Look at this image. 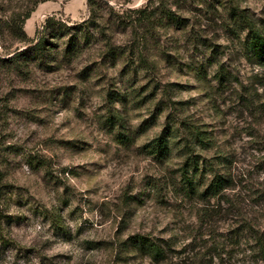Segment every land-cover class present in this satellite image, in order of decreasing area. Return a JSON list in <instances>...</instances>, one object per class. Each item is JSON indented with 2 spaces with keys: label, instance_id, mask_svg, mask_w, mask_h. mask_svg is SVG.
I'll return each instance as SVG.
<instances>
[{
  "label": "rangeland",
  "instance_id": "1",
  "mask_svg": "<svg viewBox=\"0 0 264 264\" xmlns=\"http://www.w3.org/2000/svg\"><path fill=\"white\" fill-rule=\"evenodd\" d=\"M95 1L89 41L64 54L71 33L46 37L43 64L47 18L84 23L88 0L39 3L32 41L8 30L29 0H0V264H264L236 231L264 226V200L229 190L219 209L178 185L192 123L210 138L195 157L264 187V61L230 9L264 35V0ZM168 123L176 137L158 157L146 145Z\"/></svg>",
  "mask_w": 264,
  "mask_h": 264
},
{
  "label": "trees",
  "instance_id": "2",
  "mask_svg": "<svg viewBox=\"0 0 264 264\" xmlns=\"http://www.w3.org/2000/svg\"><path fill=\"white\" fill-rule=\"evenodd\" d=\"M46 1L49 0H29V5L24 12L12 15V22L9 24L8 30L21 41H32L24 30V24L32 15L37 5ZM88 6L91 12H93L92 17L78 25L68 26L60 19H57L56 15L47 18L43 27L44 35L39 38V41L34 45L35 47H33V53L35 57L40 60V63L45 64L47 58L46 53L48 48L45 44L49 42H45L47 41L45 39L46 37L58 39L71 33L64 47V54H72L78 49L80 50L83 44L89 41L92 34L89 29L91 26H99L98 10H100L102 6L95 0H88ZM230 9H232V14L238 17V22L242 23L248 29L249 39L245 41V49H250L260 61H264V35L261 31L256 29L254 25L248 22L247 16L242 13L240 9L232 4L230 5ZM165 16L175 24H180L184 20L180 16H176V13L172 10L168 11ZM145 18L147 19L148 17L145 16ZM50 43V45L53 44V42ZM224 78L225 76L223 75L219 77L221 83ZM185 125L187 136L186 139L181 142L184 143L183 147L186 149L185 153H187V150L189 153L185 163L180 168V182L178 185L181 191L187 195H199V197H202L203 200L207 202L215 200V204L219 209H222V204L226 203V201L230 203L233 201V198L227 196L229 190H235L234 195L236 199H238L241 194L246 193L247 195L257 198V204L260 203V200H264L263 182L250 181L248 177L244 176L243 172L232 173L231 169L228 171H226V169L218 170L215 168V159H210L209 161L204 158L195 157L196 154L192 152L193 148L198 144L209 145L208 141H210V138L206 130L194 126L192 123H186ZM174 126V124L168 123V127L165 128L161 135L148 142L146 145L148 150L158 157L165 156L171 149L170 137L172 133L173 135L175 133ZM173 137L175 138L176 136L174 135ZM189 150H191V152ZM256 224L257 221L255 219L249 222H243L239 224L241 228H237L236 231L238 233L240 230L246 234L248 232L251 233L253 248L264 261V226L261 227ZM134 238L136 242H141L143 245L146 244L147 246L149 245L147 248L152 249L154 257L159 258L164 255V249L160 245L158 246L154 242H151L148 237L136 235ZM1 239L4 242H13L8 239L5 240V237L2 236Z\"/></svg>",
  "mask_w": 264,
  "mask_h": 264
}]
</instances>
